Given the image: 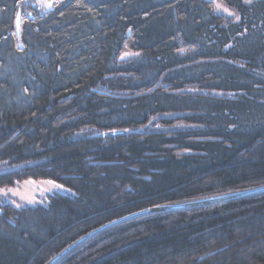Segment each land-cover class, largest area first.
Listing matches in <instances>:
<instances>
[{
    "label": "trees",
    "instance_id": "trees-1",
    "mask_svg": "<svg viewBox=\"0 0 264 264\" xmlns=\"http://www.w3.org/2000/svg\"><path fill=\"white\" fill-rule=\"evenodd\" d=\"M50 1L0 0V187L74 194L0 203V264L264 186V0ZM55 264H264V191L132 217Z\"/></svg>",
    "mask_w": 264,
    "mask_h": 264
},
{
    "label": "rangeland",
    "instance_id": "rangeland-1",
    "mask_svg": "<svg viewBox=\"0 0 264 264\" xmlns=\"http://www.w3.org/2000/svg\"><path fill=\"white\" fill-rule=\"evenodd\" d=\"M213 1L217 2V0ZM30 3L42 13L49 11L53 6L50 0H30ZM216 7L218 11L231 13L230 10L218 3ZM52 193H62L68 196L73 195L74 191L52 180L28 179L13 186L0 187V203H8L15 206V208L47 205L48 195Z\"/></svg>",
    "mask_w": 264,
    "mask_h": 264
},
{
    "label": "water",
    "instance_id": "water-1",
    "mask_svg": "<svg viewBox=\"0 0 264 264\" xmlns=\"http://www.w3.org/2000/svg\"><path fill=\"white\" fill-rule=\"evenodd\" d=\"M263 191H264V186L254 188V189H250V190L247 189L246 191H240V192L226 194V195H222V196L206 198V200L202 199V200H196V201H192V202H186V203H180V204H171V205H164L163 204V206L147 208V209H143V211L140 210V211L134 212L132 214L125 215L124 217L110 221V222L94 229L93 231L85 234L81 238H79L76 241H74L73 243H71L65 249L61 250V252H59L55 257H53L50 260V262H47L46 264H55L58 260H60L68 252H70L71 249H74L75 247H77L78 245H80L81 243L86 241L87 239L91 238L92 236L98 234L99 232H101V231H103L109 227H112V226L119 224L121 222H124L126 220L132 219V217L135 218L137 216H141L144 214H150V213L158 212V211L164 212L167 210H176V209H181V208H189V207L203 206V205H209V204H216V203L224 202L227 200H231V199H235V198H239V197H243V196L248 197V195L260 193Z\"/></svg>",
    "mask_w": 264,
    "mask_h": 264
},
{
    "label": "snow or ice",
    "instance_id": "snow-or-ice-1",
    "mask_svg": "<svg viewBox=\"0 0 264 264\" xmlns=\"http://www.w3.org/2000/svg\"><path fill=\"white\" fill-rule=\"evenodd\" d=\"M59 187H62V186H59Z\"/></svg>",
    "mask_w": 264,
    "mask_h": 264
}]
</instances>
